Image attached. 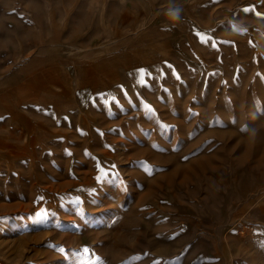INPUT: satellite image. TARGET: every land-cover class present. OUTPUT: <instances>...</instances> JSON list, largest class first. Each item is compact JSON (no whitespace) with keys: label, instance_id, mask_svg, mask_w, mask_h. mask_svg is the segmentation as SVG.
Returning <instances> with one entry per match:
<instances>
[{"label":"rangeland","instance_id":"rangeland-1","mask_svg":"<svg viewBox=\"0 0 264 264\" xmlns=\"http://www.w3.org/2000/svg\"><path fill=\"white\" fill-rule=\"evenodd\" d=\"M0 264H264V0H0Z\"/></svg>","mask_w":264,"mask_h":264},{"label":"bare ground","instance_id":"bare-ground-1","mask_svg":"<svg viewBox=\"0 0 264 264\" xmlns=\"http://www.w3.org/2000/svg\"><path fill=\"white\" fill-rule=\"evenodd\" d=\"M245 229H250V228H249V226H248V228L246 227Z\"/></svg>","mask_w":264,"mask_h":264},{"label":"built area","instance_id":"built-area-1","mask_svg":"<svg viewBox=\"0 0 264 264\" xmlns=\"http://www.w3.org/2000/svg\"><path fill=\"white\" fill-rule=\"evenodd\" d=\"M246 227L248 228V226H245L244 228H246Z\"/></svg>","mask_w":264,"mask_h":264}]
</instances>
